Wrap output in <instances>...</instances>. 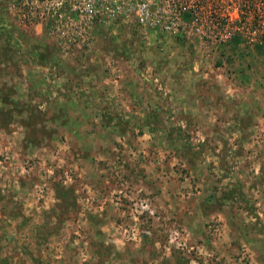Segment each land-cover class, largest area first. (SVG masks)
Wrapping results in <instances>:
<instances>
[{"label": "rangeland", "instance_id": "rangeland-1", "mask_svg": "<svg viewBox=\"0 0 264 264\" xmlns=\"http://www.w3.org/2000/svg\"><path fill=\"white\" fill-rule=\"evenodd\" d=\"M42 25L0 1V264H264V41Z\"/></svg>", "mask_w": 264, "mask_h": 264}, {"label": "built area", "instance_id": "built-area-1", "mask_svg": "<svg viewBox=\"0 0 264 264\" xmlns=\"http://www.w3.org/2000/svg\"><path fill=\"white\" fill-rule=\"evenodd\" d=\"M22 28L43 26L83 45L97 25L133 22L142 31L202 45L264 41V0H0Z\"/></svg>", "mask_w": 264, "mask_h": 264}, {"label": "trees", "instance_id": "trees-1", "mask_svg": "<svg viewBox=\"0 0 264 264\" xmlns=\"http://www.w3.org/2000/svg\"><path fill=\"white\" fill-rule=\"evenodd\" d=\"M230 44H232V45H237V43L235 42V40H233V42L232 43H230ZM229 44V45H230ZM239 45V44H238ZM259 46V45H258Z\"/></svg>", "mask_w": 264, "mask_h": 264}]
</instances>
